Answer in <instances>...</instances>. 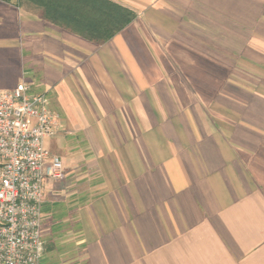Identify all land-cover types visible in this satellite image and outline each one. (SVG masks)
Segmentation results:
<instances>
[{
    "label": "crops",
    "instance_id": "0c3cea01",
    "mask_svg": "<svg viewBox=\"0 0 264 264\" xmlns=\"http://www.w3.org/2000/svg\"><path fill=\"white\" fill-rule=\"evenodd\" d=\"M111 1L100 43L0 0V90L61 115L41 264H264V0Z\"/></svg>",
    "mask_w": 264,
    "mask_h": 264
},
{
    "label": "built area",
    "instance_id": "2783aa9c",
    "mask_svg": "<svg viewBox=\"0 0 264 264\" xmlns=\"http://www.w3.org/2000/svg\"><path fill=\"white\" fill-rule=\"evenodd\" d=\"M60 118L48 92L26 81L0 90V264H41L45 185L64 176L62 158L46 146Z\"/></svg>",
    "mask_w": 264,
    "mask_h": 264
},
{
    "label": "trees",
    "instance_id": "16d2710c",
    "mask_svg": "<svg viewBox=\"0 0 264 264\" xmlns=\"http://www.w3.org/2000/svg\"><path fill=\"white\" fill-rule=\"evenodd\" d=\"M23 2L41 7L47 20L100 43L136 17L135 11L111 0H19Z\"/></svg>",
    "mask_w": 264,
    "mask_h": 264
},
{
    "label": "rangeland",
    "instance_id": "374dc122",
    "mask_svg": "<svg viewBox=\"0 0 264 264\" xmlns=\"http://www.w3.org/2000/svg\"><path fill=\"white\" fill-rule=\"evenodd\" d=\"M211 49H212V52H217L218 51L217 45H212Z\"/></svg>",
    "mask_w": 264,
    "mask_h": 264
}]
</instances>
